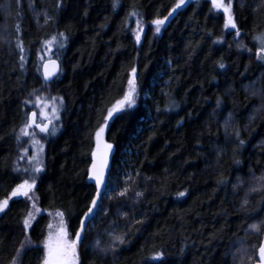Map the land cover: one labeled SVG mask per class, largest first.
Returning <instances> with one entry per match:
<instances>
[{"label":"trees","instance_id":"obj_1","mask_svg":"<svg viewBox=\"0 0 264 264\" xmlns=\"http://www.w3.org/2000/svg\"><path fill=\"white\" fill-rule=\"evenodd\" d=\"M176 3L0 0V203L25 177L19 138L30 96L44 85L63 102L36 185L43 214L30 229L35 246L21 264H41L48 212L64 216L77 264L256 263L264 237V112L257 111L264 60L256 58L264 0H234L245 50L208 0L188 4L156 36L150 23ZM51 39L62 72L46 83L41 53ZM131 78L138 102L109 121L113 164L91 212L95 136ZM28 211L17 198L0 215V264L18 255Z\"/></svg>","mask_w":264,"mask_h":264},{"label":"rangeland","instance_id":"obj_2","mask_svg":"<svg viewBox=\"0 0 264 264\" xmlns=\"http://www.w3.org/2000/svg\"><path fill=\"white\" fill-rule=\"evenodd\" d=\"M199 0H177L176 5L171 13L164 19H158L150 23L151 28L156 36L161 35L163 29L171 22L173 17L183 10L188 4ZM211 2L214 9L224 14L228 31L234 33L235 42L241 50H245L244 42L242 41V33L236 28L234 19L233 3L234 0H208ZM147 25L143 24L135 30L137 40H141L143 33L146 31ZM58 39V37H57ZM47 42L41 53V64L49 59H54V46L56 40ZM258 60H264V49L256 53ZM259 99L258 113L264 112V96L262 93L257 94ZM137 87L134 80L131 78L127 84L126 91L123 97L118 100L110 109L109 115L105 124L99 129L95 136L94 154L101 153L105 155H113V146L106 140V130L111 121L116 115L131 109L137 105ZM63 107L62 100L52 94L50 87L44 86L32 93L27 102V108L30 111H36L39 122H52L51 135H55L60 130V113ZM50 134V132L48 133ZM48 134L43 135L36 129H31L26 126L19 138V167L25 174L24 180L14 189L8 200L23 198L29 205V211L24 219L25 232L27 237L19 250L18 255L11 264H21V259L24 251L35 246V243L29 238V233L34 222L41 216L42 210L38 204L36 185L40 174L43 170V158L45 145L49 138ZM8 200L0 203V215L6 209ZM49 226L46 231L44 240L40 246L44 251L41 264H77V241L72 238L66 227V220L59 212H48Z\"/></svg>","mask_w":264,"mask_h":264},{"label":"water","instance_id":"obj_3","mask_svg":"<svg viewBox=\"0 0 264 264\" xmlns=\"http://www.w3.org/2000/svg\"><path fill=\"white\" fill-rule=\"evenodd\" d=\"M41 70L44 81L49 83L60 76L62 72V65L58 59H49L42 64ZM27 125L31 129L38 130L43 135L48 134L52 128L51 121H45L44 123L39 122L36 111L29 112ZM112 164V155L96 153L92 156L89 180L95 186L96 194L93 200L91 211L96 209L106 191ZM81 231L83 232L84 228H82ZM255 264H264V237L258 250L257 261Z\"/></svg>","mask_w":264,"mask_h":264},{"label":"bare ground","instance_id":"obj_4","mask_svg":"<svg viewBox=\"0 0 264 264\" xmlns=\"http://www.w3.org/2000/svg\"><path fill=\"white\" fill-rule=\"evenodd\" d=\"M107 185H108V184H107ZM106 189H107V188H106ZM95 194H96V192H95ZM94 197H95V196H94ZM102 198H103V197H102ZM93 200H94V199H93ZM92 205H93V203H92ZM98 205H99V204H98ZM98 205H97V206H98ZM91 207H92V206H91ZM96 208H97V207H96ZM94 211H95V210H94ZM91 212H93V211H91ZM89 217H90V214H88L86 218H89ZM81 232H82V231H81ZM259 248H260V247H259ZM258 250H259V249H258Z\"/></svg>","mask_w":264,"mask_h":264}]
</instances>
